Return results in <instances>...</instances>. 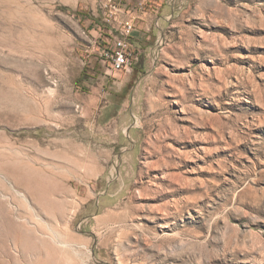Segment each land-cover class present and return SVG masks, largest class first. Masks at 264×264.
Returning <instances> with one entry per match:
<instances>
[{"label":"rangeland","instance_id":"obj_1","mask_svg":"<svg viewBox=\"0 0 264 264\" xmlns=\"http://www.w3.org/2000/svg\"><path fill=\"white\" fill-rule=\"evenodd\" d=\"M107 1L0 0V264H264V0H161L130 72Z\"/></svg>","mask_w":264,"mask_h":264},{"label":"built area","instance_id":"obj_2","mask_svg":"<svg viewBox=\"0 0 264 264\" xmlns=\"http://www.w3.org/2000/svg\"><path fill=\"white\" fill-rule=\"evenodd\" d=\"M161 8V0H108L102 6V24L97 25L100 36L95 42L94 54L107 72L133 70L141 54L140 45L133 40L137 21L145 14L158 15Z\"/></svg>","mask_w":264,"mask_h":264},{"label":"crops","instance_id":"obj_3","mask_svg":"<svg viewBox=\"0 0 264 264\" xmlns=\"http://www.w3.org/2000/svg\"><path fill=\"white\" fill-rule=\"evenodd\" d=\"M144 17V16H143ZM154 17V16H153ZM149 20V19H148ZM139 22V21H137ZM95 24V23H94ZM139 27H142V26H138V23H137V31L134 33V36H133V40L136 42V43H139L137 41H141L142 40V35H146V29H148V24L146 27H144L145 31L142 32V30H140Z\"/></svg>","mask_w":264,"mask_h":264}]
</instances>
